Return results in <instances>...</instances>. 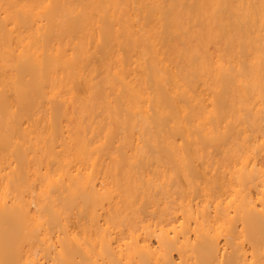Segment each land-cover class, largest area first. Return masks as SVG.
Returning a JSON list of instances; mask_svg holds the SVG:
<instances>
[{
  "label": "bare ground",
  "instance_id": "obj_1",
  "mask_svg": "<svg viewBox=\"0 0 264 264\" xmlns=\"http://www.w3.org/2000/svg\"><path fill=\"white\" fill-rule=\"evenodd\" d=\"M0 264H264V0H0Z\"/></svg>",
  "mask_w": 264,
  "mask_h": 264
}]
</instances>
